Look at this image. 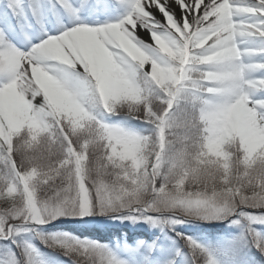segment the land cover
I'll list each match as a JSON object with an SVG mask.
<instances>
[{"label":"snow or ice","instance_id":"1","mask_svg":"<svg viewBox=\"0 0 264 264\" xmlns=\"http://www.w3.org/2000/svg\"><path fill=\"white\" fill-rule=\"evenodd\" d=\"M0 264H264V0H0Z\"/></svg>","mask_w":264,"mask_h":264},{"label":"trees","instance_id":"2","mask_svg":"<svg viewBox=\"0 0 264 264\" xmlns=\"http://www.w3.org/2000/svg\"><path fill=\"white\" fill-rule=\"evenodd\" d=\"M69 227H76V226H69ZM97 231H98V233H99L100 235H105V233H104V231H103L102 229H98ZM40 247L43 248L42 245H41Z\"/></svg>","mask_w":264,"mask_h":264}]
</instances>
